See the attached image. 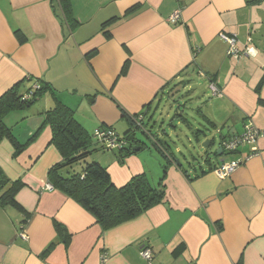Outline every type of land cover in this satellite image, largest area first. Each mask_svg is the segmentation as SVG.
Returning a JSON list of instances; mask_svg holds the SVG:
<instances>
[{"label":"crops","instance_id":"crops-1","mask_svg":"<svg viewBox=\"0 0 264 264\" xmlns=\"http://www.w3.org/2000/svg\"><path fill=\"white\" fill-rule=\"evenodd\" d=\"M68 1L78 22L74 29L58 0H0V96L20 82L24 91L38 82L50 87L32 108L5 119L16 140L27 143L14 157L9 141L0 142V169L11 182L23 184L15 200L25 212L0 207V264H146L139 255L142 246L152 249L151 264H264V2ZM175 12L178 21L172 24ZM114 17L118 20L109 26L111 39L106 40L101 24ZM221 35L236 38L237 58L228 55ZM210 83L221 97L212 96ZM198 86L211 98L202 89L197 94ZM184 91L179 101L194 103L206 126L194 127L190 114L171 116L172 110H166L163 104H176ZM56 101L74 111L89 134L107 129L121 137L129 128L128 116L144 113L153 121L159 113L176 121L168 124L171 134L185 126L189 147L211 143L197 167L186 157L185 169L168 166L159 205L102 231L76 202L45 189L48 170L61 157L50 144L49 127L32 137ZM246 124L261 132L257 152L220 180L213 164L244 160L250 146L235 154L222 150L217 158L214 153L222 141L243 134ZM199 129L204 134L196 135ZM209 129L215 130L214 138L206 135ZM144 139L146 147L122 162L117 152L101 149L91 157L116 187L142 174L155 186L163 175L162 159L152 140L157 138ZM212 146L215 151L209 152ZM173 149L181 164V148ZM180 243L184 252L174 257Z\"/></svg>","mask_w":264,"mask_h":264},{"label":"trees","instance_id":"trees-1","mask_svg":"<svg viewBox=\"0 0 264 264\" xmlns=\"http://www.w3.org/2000/svg\"><path fill=\"white\" fill-rule=\"evenodd\" d=\"M260 1L264 2V0H252L251 2ZM58 3L65 22L74 29L78 22L71 15L69 1L58 0ZM136 7L130 8L127 14ZM116 20L118 17L101 24L100 30L106 40L111 39L109 26ZM93 54L88 55L87 58L89 59ZM127 64H124L122 74L125 73ZM21 84L20 82L14 85L0 96V142L2 140L9 141L14 150V157L19 156L25 150L27 143L20 144L16 140L11 128L5 122L6 117L13 112L29 110L46 90H50V87L43 82H38L25 91L20 89ZM139 116H141L140 119ZM145 117L144 113L127 117L130 120L128 130L121 137L117 135L121 145L116 150H111V152L118 153L120 162L124 157L135 154L146 147V144L137 138V134L140 133L149 139L152 135L149 125L150 123L154 124V121L148 116ZM44 126L50 128V144L55 147L61 157V160L48 170V185L88 212L102 231L132 220L162 202L166 169L168 166H177L176 155L165 142H161L158 138L152 139L162 159L163 168V175L157 185H150L145 174H142L132 177L125 185L116 187L106 168L91 158L95 151L104 150V147L96 140L95 131L89 134L75 120L74 111L56 101L51 109L44 112L42 126L32 139ZM213 127L215 126L211 125V128ZM200 133L204 134V130H197L196 135ZM214 155L217 158L216 153ZM205 161L211 165L214 163L207 154ZM188 165L190 164L188 163ZM217 165L218 163H214L211 170L213 171ZM179 168L185 169L182 163ZM21 186L23 184L20 181L11 182L0 169V207H10L24 213V209L15 200L16 192ZM26 220L27 218L22 224H25ZM55 228L60 235L66 239L70 238L62 225L55 223ZM149 249L153 252L150 247ZM184 249V244L180 243L173 249V256H180ZM49 251L50 248L44 251L40 257H45Z\"/></svg>","mask_w":264,"mask_h":264},{"label":"built area","instance_id":"built-area-1","mask_svg":"<svg viewBox=\"0 0 264 264\" xmlns=\"http://www.w3.org/2000/svg\"><path fill=\"white\" fill-rule=\"evenodd\" d=\"M178 21V13L175 12L171 15L169 22L172 24H176ZM221 38L227 43L228 45V55L237 58L240 53L236 48V38L235 37H228L225 35H221ZM209 89L211 91L212 96L214 97H221V92L217 88V86L213 83H210ZM141 116H139V119ZM96 140L99 142L100 145L104 147V150L111 151L116 150L120 147L121 143L119 142L118 136L112 132L111 130L105 129H98L94 132ZM261 132L257 130L252 124L245 125V131L243 134L231 137L230 139L222 141L221 147L222 150L229 154H235L239 148L244 145L250 146V152L245 157L244 160L236 159L229 162H222L217 165V167L213 170V173L216 177L220 180L228 178L231 176L238 167L244 162L254 156L257 152L256 141L260 137ZM46 190L52 191L53 188L46 184ZM140 257L146 262V264H151L152 260V252L149 247L142 246L139 251Z\"/></svg>","mask_w":264,"mask_h":264},{"label":"rangeland","instance_id":"rangeland-1","mask_svg":"<svg viewBox=\"0 0 264 264\" xmlns=\"http://www.w3.org/2000/svg\"><path fill=\"white\" fill-rule=\"evenodd\" d=\"M195 82H197V80H195ZM196 85H199V81L196 83ZM197 94L200 93V90L202 89L203 94H206V98H209L210 94L205 91V89L202 87H197ZM184 92H182L177 98H176V104L173 103L172 100H170L169 103H165L163 104L166 107L167 111L172 110L171 112V116L173 114H175V112H182L184 114V117L186 118L189 114V122L192 124V126H205L204 123L202 122L201 119L198 118V116H196L195 114V104L190 102L189 100L186 101V103H184V101H179L180 99H183L184 96ZM211 98V97H210ZM178 104V105H177ZM185 105V106H184ZM27 111V110H25ZM25 111H18V112H13V113H17V114H21L24 113ZM161 112V111H160ZM166 114H159L157 113L156 116L154 117L153 123H150L149 125V130L152 134V136L158 138L161 142H165L167 145L170 146V148L174 151L173 147L174 146H178L181 148L182 150V155L183 158H181L182 160V165L184 168H186V163H185V157L188 161V163L191 166L197 167L198 163L202 162L203 159V153L206 151V149H208L207 147H203V144L206 141H203L200 145L196 146L195 144H193L191 147L188 146V141H187V136L190 135V132L187 133H183L182 131H184L185 126H180L176 132L171 134L170 129L168 128V124L169 122H173L174 120H172L171 116L170 119L165 118ZM176 121H174L175 123ZM148 124V123H147ZM164 132V133H163ZM206 135L208 136V138H214L213 136L216 135L215 130H211L209 129L206 132ZM138 137H140L141 140H143V142L147 143V140L144 139V137L138 133ZM216 140V138H215ZM215 151V147H210L209 152H214ZM190 155V157H188ZM227 158V156H225ZM92 158V157H91ZM212 158V157H211ZM93 159V158H92ZM91 159V160H92ZM90 160V161H91ZM213 161V159H212Z\"/></svg>","mask_w":264,"mask_h":264},{"label":"water","instance_id":"water-1","mask_svg":"<svg viewBox=\"0 0 264 264\" xmlns=\"http://www.w3.org/2000/svg\"><path fill=\"white\" fill-rule=\"evenodd\" d=\"M208 144H209V141H206L204 144H203V147H208ZM221 152H222V148H218L217 149V152H216V154H217V156L219 157L220 155H221ZM175 163H176V165L178 166V167H180V162L177 160V159H175Z\"/></svg>","mask_w":264,"mask_h":264},{"label":"clouds","instance_id":"clouds-1","mask_svg":"<svg viewBox=\"0 0 264 264\" xmlns=\"http://www.w3.org/2000/svg\"><path fill=\"white\" fill-rule=\"evenodd\" d=\"M222 148V147H221Z\"/></svg>","mask_w":264,"mask_h":264}]
</instances>
